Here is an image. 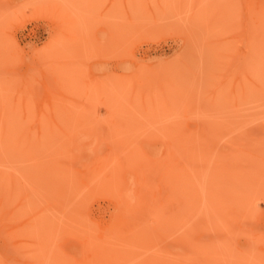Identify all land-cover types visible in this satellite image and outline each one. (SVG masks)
<instances>
[{
  "label": "rangeland",
  "instance_id": "obj_1",
  "mask_svg": "<svg viewBox=\"0 0 264 264\" xmlns=\"http://www.w3.org/2000/svg\"><path fill=\"white\" fill-rule=\"evenodd\" d=\"M0 221V264H264V0H0Z\"/></svg>",
  "mask_w": 264,
  "mask_h": 264
},
{
  "label": "bare ground",
  "instance_id": "obj_2",
  "mask_svg": "<svg viewBox=\"0 0 264 264\" xmlns=\"http://www.w3.org/2000/svg\"><path fill=\"white\" fill-rule=\"evenodd\" d=\"M244 75H246V73H243ZM226 155V154H225ZM226 170V169H225ZM225 172V171H224ZM223 172V173H224ZM227 172V171H226ZM223 175V174H222ZM219 179V178H218ZM220 206V205H219ZM221 207V206H220ZM224 207V206H223ZM223 210L225 211V208H223ZM118 218V217H117ZM1 222V221H0Z\"/></svg>",
  "mask_w": 264,
  "mask_h": 264
}]
</instances>
